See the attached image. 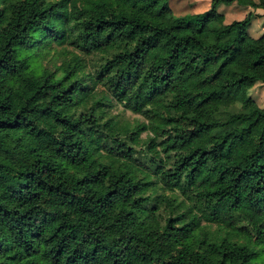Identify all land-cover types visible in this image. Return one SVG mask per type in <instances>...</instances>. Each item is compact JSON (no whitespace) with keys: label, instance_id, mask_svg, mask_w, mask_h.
<instances>
[{"label":"trees","instance_id":"trees-1","mask_svg":"<svg viewBox=\"0 0 264 264\" xmlns=\"http://www.w3.org/2000/svg\"><path fill=\"white\" fill-rule=\"evenodd\" d=\"M169 2L0 0V264H264V0Z\"/></svg>","mask_w":264,"mask_h":264},{"label":"rangeland","instance_id":"rangeland-1","mask_svg":"<svg viewBox=\"0 0 264 264\" xmlns=\"http://www.w3.org/2000/svg\"><path fill=\"white\" fill-rule=\"evenodd\" d=\"M208 0H170L169 5L171 11L175 17H183L186 15L197 14L206 11V2ZM254 2H258V0H254ZM219 11L225 17V24H230L234 21H241L244 19L245 15L248 12H253L258 14L255 19H253L248 28V34L254 38L260 36L262 32H264V11L251 8H244L237 6L236 4L225 6L221 5ZM57 50H60V47H57ZM70 59V55L59 56L57 55L50 64H46L49 68L54 69L55 66H59L63 60ZM54 65V66H53ZM249 96L257 103L259 107L264 106V86L261 84L255 85L250 91ZM242 97L241 95L235 98H227L225 99L226 104L239 106L241 103ZM110 114L115 116L117 120L121 122H130L133 121H142V118L136 114H133L129 111L123 109L121 105L113 104V107L110 110ZM145 134H142L144 137Z\"/></svg>","mask_w":264,"mask_h":264},{"label":"crops","instance_id":"crops-1","mask_svg":"<svg viewBox=\"0 0 264 264\" xmlns=\"http://www.w3.org/2000/svg\"><path fill=\"white\" fill-rule=\"evenodd\" d=\"M253 1H254V0H253ZM206 3H207V4H206V9L208 10V9H209V4H210V0H208ZM232 5H233V4H232ZM230 6H231V5H230ZM237 6H238V5H237ZM220 7H221V6L218 7V10H219ZM240 7H241V6H240ZM244 8H246V7H244ZM219 12H220V11H219ZM201 13H202V12H201ZM220 13H221V12H220ZM224 23H225V22H224ZM262 33H263V32H262ZM262 33H261V34H262ZM261 34H260V35H261ZM258 37H259V36H258Z\"/></svg>","mask_w":264,"mask_h":264}]
</instances>
